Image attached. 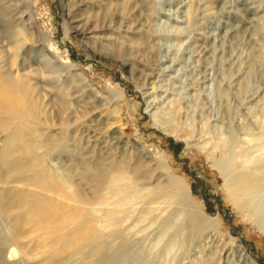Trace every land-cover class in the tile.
<instances>
[{
	"label": "rangeland",
	"instance_id": "1",
	"mask_svg": "<svg viewBox=\"0 0 264 264\" xmlns=\"http://www.w3.org/2000/svg\"><path fill=\"white\" fill-rule=\"evenodd\" d=\"M0 79L25 94L24 118L0 113V150L20 130L31 167L14 183L0 165V191L96 232L46 263L0 209V264H264V0H0Z\"/></svg>",
	"mask_w": 264,
	"mask_h": 264
},
{
	"label": "bare ground",
	"instance_id": "2",
	"mask_svg": "<svg viewBox=\"0 0 264 264\" xmlns=\"http://www.w3.org/2000/svg\"><path fill=\"white\" fill-rule=\"evenodd\" d=\"M141 8H143V6ZM67 13H70V11ZM67 17L73 19V24H76L71 30L75 35H79L83 39H86L88 38L86 35H91L94 32L88 27L80 28V24L83 23H79V20H74L72 14L67 15ZM135 18V20H138V17ZM137 26H141V24L138 23ZM24 98V91L19 88L18 84H10L0 79V113L7 114L13 121L21 120L24 118ZM23 135L24 134L20 130L14 132L7 141L8 143L0 150V165L3 168L2 170L5 169L6 173L4 172V176L9 182L14 181L15 178L20 177L31 169V167H26L19 163L14 157L15 152L11 149V144L13 142H20L23 145L22 151H30V147L25 143V137ZM23 183L41 190L44 193H51L65 199V193L62 188L50 177L29 176L23 179ZM22 196L23 198L18 202L15 201L16 191H0V209L2 212L11 215L10 236L14 240H19L21 236V227L27 225L35 232L39 233L38 239L47 241L46 244H48V246H46L48 250L44 253V255H47L46 261L48 262L46 263H53L64 258L68 251L78 246L81 241L90 239V242H95L96 232H93L89 227L90 217L88 214L83 215L79 210L74 208L66 209L63 206L64 204L55 205L52 200L46 198L44 195H31L30 197L29 194L24 193ZM8 209L13 210L14 213H8ZM67 226L71 227L72 231L67 232ZM3 238L0 236V246L1 244L3 245L5 241V238Z\"/></svg>",
	"mask_w": 264,
	"mask_h": 264
}]
</instances>
